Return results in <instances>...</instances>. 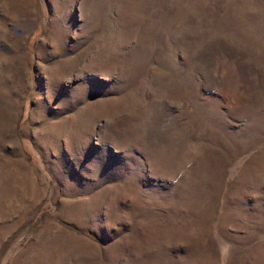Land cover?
I'll list each match as a JSON object with an SVG mask.
<instances>
[{
  "label": "rangeland",
  "instance_id": "374dc122",
  "mask_svg": "<svg viewBox=\"0 0 264 264\" xmlns=\"http://www.w3.org/2000/svg\"><path fill=\"white\" fill-rule=\"evenodd\" d=\"M0 264H264V0H0Z\"/></svg>",
  "mask_w": 264,
  "mask_h": 264
}]
</instances>
